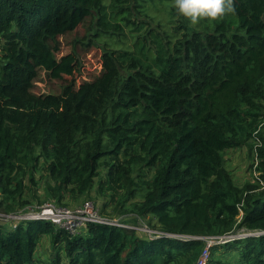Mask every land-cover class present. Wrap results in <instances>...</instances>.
<instances>
[{
	"label": "trees",
	"instance_id": "trees-1",
	"mask_svg": "<svg viewBox=\"0 0 264 264\" xmlns=\"http://www.w3.org/2000/svg\"><path fill=\"white\" fill-rule=\"evenodd\" d=\"M231 2L193 23L175 0H0V212L31 202L43 175L61 204L96 180L117 206L141 196L120 224L0 219V264H194L204 241L190 236L253 232L212 245L209 264H264V0ZM89 15L110 40L100 74L34 93L40 68L71 73L70 55L53 63L56 38ZM243 146L257 183L241 186L223 154Z\"/></svg>",
	"mask_w": 264,
	"mask_h": 264
},
{
	"label": "rangeland",
	"instance_id": "rangeland-1",
	"mask_svg": "<svg viewBox=\"0 0 264 264\" xmlns=\"http://www.w3.org/2000/svg\"><path fill=\"white\" fill-rule=\"evenodd\" d=\"M156 6H159V3L156 2ZM177 17L180 13L176 9ZM164 17V13L162 14ZM94 20L93 16H87L81 23H79L73 30L67 31L65 33L59 34L56 38V45L58 50L52 52V60L54 64H59L61 57L65 55H70L74 58L72 63V70L70 74H64L62 78H55L50 76V70L42 67L39 70L37 78L33 82L32 91L34 93H55L58 94L62 90L64 84H66L70 77L73 76L76 85L81 83L84 80H91L95 78L101 72V53L102 48L105 45V41L110 42L108 37L104 36H95L94 35ZM168 24L165 23L160 30L170 32ZM147 27V24H146ZM159 27L154 26L153 29H158ZM123 35H120L118 45L120 46H129L132 42V36L129 32V29L125 27L123 29ZM162 34V31H161ZM1 42V41H0ZM114 47L116 45L112 44ZM264 125V122L261 123ZM253 153H251L248 146L230 148L224 151V164L227 169L230 170L236 184L241 186L245 184L257 183L254 180L256 178L255 174L256 169L253 164ZM40 173V170L37 172ZM46 175H43V178L39 181L38 185H31L26 188L24 196L32 201L26 203L23 207H20L18 210L10 212H0V219L8 222H16L19 218L32 217L38 209H41L42 206L51 204L58 205L64 208L68 207L69 210H73L80 205H83L85 202H90L89 208H85L84 214L89 212H95L100 217H103V212H112L114 219L113 221H119L118 218L122 217L123 214H131L129 209V201L140 200L141 196L139 193L135 197H132L124 206L115 205L116 200H109L110 192H98L97 186L98 181L96 180L91 191L81 194L76 189L75 190H65V198L61 204L51 196V191H54L53 187L44 186V180ZM105 186V185H104ZM107 200V205H104V202ZM126 212V213H124ZM104 218V217H103ZM74 229L80 224L77 216H72L67 218L66 221ZM146 224V223H145ZM142 222L138 227L147 232H151L150 229L146 228V225ZM73 230V229H72ZM54 250H52L50 237L44 236L41 238L36 250L35 256L39 258L40 261L48 259L53 255ZM230 255V254H229Z\"/></svg>",
	"mask_w": 264,
	"mask_h": 264
},
{
	"label": "built area",
	"instance_id": "built-area-1",
	"mask_svg": "<svg viewBox=\"0 0 264 264\" xmlns=\"http://www.w3.org/2000/svg\"><path fill=\"white\" fill-rule=\"evenodd\" d=\"M90 202H85L83 205L78 206L77 208L73 210H69L68 207H61L56 205L47 204L42 206L41 209H38L35 213H33L31 218H45L49 219L54 223H57L59 225H62L66 228L76 230L78 227L83 225L84 223L88 221L92 222H108L105 218L100 217L95 212H89L84 214L85 208H89ZM72 216H77L79 219L80 224L77 226L76 229L74 227H71L66 221L67 218H71ZM30 218V217H29ZM114 224H120L118 221H110ZM144 230V229H143ZM147 231V230H146ZM152 232V231H151ZM259 232H253V233H238V234H224V235H195L190 236L194 238H200L204 241V247L202 248L199 256L195 260L194 264H209L210 259V252H211V246L214 244H218L221 242H224L228 239H232L235 237H241L249 234H257ZM178 236H186L188 235H178Z\"/></svg>",
	"mask_w": 264,
	"mask_h": 264
},
{
	"label": "clouds",
	"instance_id": "clouds-1",
	"mask_svg": "<svg viewBox=\"0 0 264 264\" xmlns=\"http://www.w3.org/2000/svg\"><path fill=\"white\" fill-rule=\"evenodd\" d=\"M177 11L195 23L202 17L220 18L232 11L231 0H175Z\"/></svg>",
	"mask_w": 264,
	"mask_h": 264
}]
</instances>
